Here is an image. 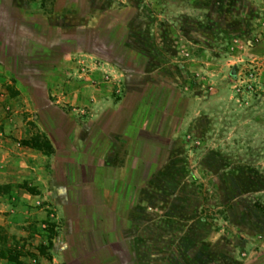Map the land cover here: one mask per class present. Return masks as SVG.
I'll return each mask as SVG.
<instances>
[{
	"label": "rangeland",
	"instance_id": "1",
	"mask_svg": "<svg viewBox=\"0 0 264 264\" xmlns=\"http://www.w3.org/2000/svg\"><path fill=\"white\" fill-rule=\"evenodd\" d=\"M36 2L64 18L73 13L79 22L75 30L89 29L115 9L123 10V18L131 16L129 65L79 59L76 81L94 84L87 74L98 69L99 84L114 101L137 90L141 104L161 103L153 86L172 90L162 103L174 106L171 149L160 170L131 192L135 201L124 233L132 263L264 264V0ZM0 54L11 61L1 48ZM55 69L50 75L65 70ZM9 73L0 66V227L9 236L4 247L13 259L0 258V264H51L55 251L70 248L91 259L92 252L84 251L90 249L87 235L70 234L58 216L59 205L73 194L55 180L60 161L38 123L40 109ZM50 99L67 121L69 134L59 145L62 161L74 163L82 147L68 145L76 115L71 106ZM44 137L51 150L32 145ZM109 142L110 137L96 141L90 168L99 173L104 167L113 175L127 164L131 145Z\"/></svg>",
	"mask_w": 264,
	"mask_h": 264
},
{
	"label": "crops",
	"instance_id": "2",
	"mask_svg": "<svg viewBox=\"0 0 264 264\" xmlns=\"http://www.w3.org/2000/svg\"><path fill=\"white\" fill-rule=\"evenodd\" d=\"M8 1L11 3L12 10L13 8H18L20 10L18 14L12 13V15H10V17H14V19H8L7 24L9 25V27L10 25H12L13 31L17 33L20 31V28H23L22 23L19 22L18 19L20 17L24 20L27 19V42L29 43L28 45L31 48L34 46L39 47V49L56 51V57L47 61L49 65L48 67H46V71L43 74L41 84L38 85L41 88V94L40 96L38 95V97L37 95H33L30 88L27 86V84H25V82H27V78L29 77L24 75H13L12 73H9L10 76L13 75L25 86V88L27 89V93L31 98H33L37 107L40 109V115L37 120L38 123L42 126V128H45L42 125V122L44 121L48 122L50 126L55 129L54 133H51L50 131L44 129L45 133L53 141L54 159L56 161H62V155L58 151L59 149L58 147H56V145L62 144V138L68 136L69 133H67L68 127H65L64 125L67 122L64 114L65 111L59 108L58 106L52 105L49 102L51 100L50 95L53 96L54 101L57 102L58 105L60 103L64 106H71L73 113L76 115L75 119L72 120V127H70V134L71 137H73L70 139V141H68V145H76V143H79V146L82 145L81 149L77 150V153L81 152L80 150H84L83 146H86V153L88 154L87 158L90 160H94L98 149L92 151V147L97 145L96 141L98 139L102 140L103 138L107 137H110V142L108 145H113V143L117 142L123 144L129 141L131 145V150L133 145V140L131 138H129L125 134H120L118 132H107V130L111 128V126L115 129H121L126 123L128 124L127 109L124 110L122 113L119 112L117 116H113L114 112L121 108L122 104L127 101L128 96H132V98H130V103L133 109H135L138 105H140L138 101L140 98H143V95H139V92L137 90H135L136 92L129 90L124 94L121 100L114 101L111 95L106 92V87L103 88L102 85L99 84L102 79L101 72H99L98 69H95V71L92 70L89 74H87V77L90 76L89 79H92L96 84H89V80L87 81L86 79H83L79 82L75 79L77 76L78 68H81L78 67L80 62L79 59H84L87 62H91L94 59L96 60L101 58L109 62L119 64L120 66L129 65L128 63L130 62V59L134 57V54H131V57H127V54L129 53V51H131L128 48L129 44L127 43V29L129 28L131 16L128 18H123V10L115 9L104 14L100 18L98 23L92 24V26H89V29L85 30L84 28H78L75 30L74 27L78 25L79 22L78 19H74L73 13H69L66 18H64L60 16V12L56 13V11H53L51 13V11H48L45 7V4H43L42 2L40 4H37L36 2L33 5L32 0H27V5H25L20 4V2L24 3V0ZM17 1L19 2L18 4ZM26 8L27 11L25 10ZM60 40H62L61 43ZM54 45L57 46L54 47ZM0 48L2 49L1 46ZM62 48H69L71 50L63 52ZM2 58L3 57L1 56L0 66L7 70L11 61L7 63L6 60L2 61ZM100 64V68H102L103 64ZM60 66L64 67V73L56 74L55 76L50 75L51 70L53 68L57 69ZM82 70L84 69L82 68ZM81 74H84V72H82ZM34 86L37 85L34 84ZM153 88L156 89L157 94L160 93L161 103H159L158 105L146 103L141 104L139 106L140 114H150L151 109H155L156 107H161L163 111L166 112H174V106L173 108H168L164 105V107L162 106V103L164 102V100H166L164 99V96H166V98H169L173 94L172 90H169L168 88H162L160 87V85L153 86ZM47 101L48 103H46ZM48 107L52 109L55 108L57 112H52V110H49ZM43 110H45L44 114L41 113L43 112ZM109 111H112V113L109 114ZM80 112H84V114H81ZM132 112L134 111L132 110ZM78 113L81 114V118L79 117ZM131 116L132 114L130 115V118ZM85 117L86 119H84ZM174 118L175 117L172 115V121L169 125V130H171L169 137L170 141L174 133ZM146 120L150 122V125H147L146 129H143L141 138L153 141L155 139V136L153 133L150 132V129L153 126L152 123H157V118H147ZM157 124H160V121H158ZM130 150L127 153V162L129 160ZM106 166H111V163L106 164ZM104 169L105 168L103 167L102 171L98 173V169L94 166L90 173L91 179H95L94 182H91H103V185L99 190L96 189L95 186L93 187V185L91 184L87 189L82 190L81 192H74L76 190L74 189L75 187L69 186L71 187V192L73 196L72 198H69L68 196L67 203L65 201L59 205L58 216L65 219V222L67 223L68 228L70 230V234L81 233V226H83L84 223L91 222V220H94V222L96 220H100L104 225L105 223L109 224V221H112V225L115 224V228L117 229L115 231V233L118 234L116 238H119L120 241H124L128 248V252L126 253V257L128 258L127 264H133V254L131 246L127 236H125L126 233L124 232L129 229L128 220L130 218L128 216V211L134 206V203L133 205H130L129 209H126L127 203L125 202L122 204V209L118 211V208L120 209V207L115 205L114 198H112V194L115 193V191L117 190L119 191V187L122 186V184L124 183L127 171V164L121 166L120 169L115 170L113 172V175L105 173ZM54 171L55 180L57 181V183H60L59 189L62 190L61 184L64 183L61 182L58 176L59 168L55 167ZM107 180L109 182H113V184L107 186ZM140 188L134 189L135 194ZM100 191L102 195L107 197L104 199V201H99ZM76 195L78 197H76ZM100 202L104 205L100 204ZM72 203H74V205H72ZM81 207L85 209L84 213L78 212ZM68 208L69 212L73 211L74 213L67 214ZM90 210L93 211V215L90 214ZM124 210H126V212H124ZM75 212L76 214H81L82 217L74 216L73 214H75ZM109 232L110 233L107 235V239L110 243H114L115 241H111V239L115 237V233L113 234V232ZM86 235L88 237V239H86L89 240L88 234H84L82 235V237H86ZM84 251H87L89 253L92 252V255L90 257H92L95 252L94 249H91V246L90 249ZM68 252L62 251L61 253L58 250L55 251V254H53L55 257L53 258V263L51 264H67L68 262H73L74 260L77 261L82 257V255L75 256L74 250L71 248ZM69 256L72 259H67V257L69 258Z\"/></svg>",
	"mask_w": 264,
	"mask_h": 264
},
{
	"label": "trees",
	"instance_id": "3",
	"mask_svg": "<svg viewBox=\"0 0 264 264\" xmlns=\"http://www.w3.org/2000/svg\"><path fill=\"white\" fill-rule=\"evenodd\" d=\"M10 15H12L11 3L8 0H0V46L2 47L5 56L11 57V63L8 67L9 71L13 75H24L29 77L25 84L30 88L33 95H37L38 97V95L40 96L41 94V88L38 85L41 84L43 74L46 71V67L49 65L47 61L56 57V51L39 49V47L34 46L31 48L27 42V19L24 20L21 17L18 19V21L22 23L23 28H20V31L16 33L13 31V26L10 25L9 27L7 24L8 19H14V17L11 18ZM61 41L62 40H60V43ZM55 46L57 45H54V47ZM70 50L71 49L69 48H62L63 52ZM4 60L5 59L2 58V61ZM33 83L37 86H34ZM130 98H132V96H128L127 101L124 102L121 108L113 114V116H117L119 112L122 113L127 109L128 124L126 123L121 129H115L111 126V128L107 130V132L125 134L133 140L129 160L127 162L124 183L119 187V191L117 190L112 194L115 205L120 207V209L118 208V211L122 209V204L125 202L127 203L126 209H129L131 204L133 205L135 196L132 195L131 197V190L133 191L135 188H140L145 185V183L160 170L171 149V141L169 140L171 130H169V125L171 124V117L172 115L174 116V112H166L163 111L161 107H156L155 109H151L150 114H140V105L133 109L130 103ZM164 99H166V96H164ZM138 102L141 104L142 98H140ZM48 108L49 110H52V112H57L55 108ZM132 110L134 112H132ZM41 113L44 114L45 110ZM111 113L112 111H109V114ZM131 114L132 116L130 118ZM155 117L157 118V123L160 121V124L152 123L153 126L150 129V132L154 134L155 139L153 141L142 139L141 135L143 129H146V126L150 125V122L146 119ZM42 125L45 127V130L54 133L55 129L51 127L48 122L43 121ZM32 145L45 151L52 149V144L49 139L45 137L41 141H33ZM56 147H58V151L61 152L59 144H57ZM86 152L87 147L78 153V157L74 163L66 161H60L58 163V176L61 182L68 186H74V189H76L74 192H81L82 190L87 189L91 184L99 190L103 185L102 181H96V183H93L95 179H91L90 177L93 168H90L91 161L87 158ZM66 168L68 169V172ZM68 174L70 177H73V179L69 178L67 176ZM99 197V201H104V199L107 198L102 195L101 191ZM100 204L103 203L100 202ZM72 205H74V203H72ZM124 212H126V210H124ZM68 213L72 214L69 212V208L67 209V214ZM90 214L93 215V211H91ZM73 215L82 217L81 214H76V212ZM111 222L112 221H109V224L105 223V225L102 224L100 220H96L95 222L94 220H91L89 223L83 222L84 224L81 226L82 229L80 231L82 234H88L91 249H94L95 251L94 255L91 259H78L77 261L74 260L67 264H127L128 258L126 257V253L128 252V248L124 241H120L119 238H116L118 234H116L115 231L117 229L115 228V224L112 225ZM109 231L113 232V234L115 233V237L111 239V241H115L114 243H110L107 239V235L110 233ZM8 239L9 236L0 227V258L7 257V259L12 260L13 258L6 254L8 250L4 247L5 243L8 242Z\"/></svg>",
	"mask_w": 264,
	"mask_h": 264
}]
</instances>
